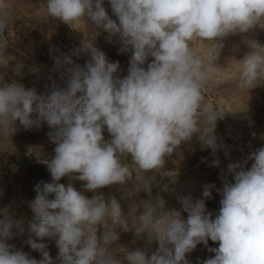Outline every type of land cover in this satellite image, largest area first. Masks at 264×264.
<instances>
[{
	"label": "clouds",
	"instance_id": "clouds-1",
	"mask_svg": "<svg viewBox=\"0 0 264 264\" xmlns=\"http://www.w3.org/2000/svg\"><path fill=\"white\" fill-rule=\"evenodd\" d=\"M109 3L111 16L104 0H43L42 7L47 17L72 28L90 21L109 41L118 37L125 46L131 45L134 55L126 76L117 75L119 62H110L103 51L84 40L71 55L51 49L63 87L53 81L39 92L16 79L0 85V142L7 152L15 151L12 137L19 126L38 127L41 120L52 130L49 137L56 145L55 155L44 161L52 182L35 185L37 195L29 205L34 215L24 241L41 259L8 243L23 236L25 228L23 220H13L3 209L0 264H189L186 254L199 244L214 253L202 264H264V146L221 168L223 187L217 191L222 199L215 216L205 204L214 184L205 185L196 200L182 198L180 211L166 210L160 196L151 198L156 176H172L165 169L166 158L194 135L201 150H218L215 129L227 111L207 102L222 47L215 41L264 27V0ZM8 23L5 0H0V42ZM246 43L251 51L239 61L236 88L248 92L264 84V44ZM6 46L0 47V66ZM82 53L91 56L84 66L72 59ZM149 57L147 68L142 67ZM22 67L15 66L17 76ZM105 132L110 139H105ZM219 164L213 161L214 167ZM134 173L135 182L121 200L141 191L149 199L133 200L127 212L115 196L106 199L98 191L114 184L126 186ZM65 176L83 181V189L92 197L72 183H59ZM182 212L188 214L187 220ZM117 229H134L137 238L155 241L158 248L149 255L146 249L112 247L119 238ZM33 237L54 241L57 257ZM209 240L219 246L208 247Z\"/></svg>",
	"mask_w": 264,
	"mask_h": 264
},
{
	"label": "bare ground",
	"instance_id": "bare-ground-1",
	"mask_svg": "<svg viewBox=\"0 0 264 264\" xmlns=\"http://www.w3.org/2000/svg\"><path fill=\"white\" fill-rule=\"evenodd\" d=\"M15 2H13V0H5L6 7H7V15L9 17V23H15L16 24L17 21L21 20L20 21L21 25L17 22L18 23L17 28L20 29L21 32H19L16 27H15V29L18 31V33H22V39L24 40V42L29 41V39H31V37L34 36V34H35V33H33L34 29L27 22L28 20L26 21V18H32L33 21L37 20V19L45 20L44 24L48 29L51 27V25H55L58 21L57 20L56 23H54L55 19L47 17L46 11L44 9H41V6L39 8L38 7L37 8L36 7H31V8L29 7L28 8L27 7L28 5L26 6L23 1H20L22 3H19V2L15 3ZM104 7L108 8V10L109 9L111 10L109 0H104ZM9 14H13V16L9 15ZM109 15L111 16L112 12H110ZM112 18L115 19L114 16H112ZM23 21H25V23ZM37 22H38V20H37ZM39 23H41V22H39ZM57 26H58V24H57ZM46 27H45V29H46ZM58 28H60V27H58ZM60 30L63 31V29H60ZM60 35H62V34H60ZM57 36H59V34ZM76 36H78L77 40L79 43V47H81L82 41L89 40L93 44V46L99 50H101L100 47H101L102 41L105 43V41L108 40L106 38L107 34L104 33L103 31L98 30L95 27V25H93L92 23H89L87 25L80 27V29L78 30V35H76ZM233 37H236L237 39L240 40L239 46H231L230 45L231 42H229V41ZM115 39H117V38H115ZM115 39H114V41H115ZM53 40H55V39H53ZM118 41H119L120 48L122 50V52H121L122 61L127 65V69L121 71V75L123 77V76H126L128 74V69L131 66V60H132V57L134 55V48L131 45L125 46L123 44V42L119 40V38H118ZM247 41H256L260 44H264V27L257 25L254 29H250L246 33H230L229 35L222 37V38H219L215 41L217 44L222 45V47L220 48V54H219V56L215 62L216 66H218L219 68L216 69V79L213 83L214 88L222 87V89H223L224 85H227V86L229 85L231 87L230 89L227 87L228 90H225L226 89L225 88L224 91L222 93H220L219 95L221 96L222 100L225 102L228 120L230 121V123L233 126L240 127L242 129L240 135H243L246 137L251 136V135L253 136V133H252L253 131L251 132L252 126L256 127V126H259L260 124L264 123V84H261V85L257 86L256 88L250 89V90H248V92L243 91V90H238L236 88V74H237L238 68H239V61L243 60L245 55L251 51L248 44L246 43ZM12 42H13V40H12ZM49 42H50V40H49ZM205 43H209V42L205 41ZM59 44H60V42H59ZM115 45L117 46V44H115ZM115 45H113V46H115ZM12 46L16 47V45H12ZM3 55L5 58L8 56V54L4 51H3ZM81 55L86 62L91 59V56L89 53H82ZM14 57H12V58H14ZM20 59H17V60L19 61ZM22 59H24V58H22ZM151 59L152 58L149 57L148 61H146L145 65H142V67L147 68V63H149L151 61ZM17 60L12 61L11 59L7 58L3 61L4 66H0V77H3V80L0 81V85H2L3 83H11V81L13 79H16L19 82L23 83L26 87H30L29 86L30 84L36 85L39 82V84H40L39 89H38L39 92H43L45 90L46 86H50L53 81H55L59 86L63 87L62 84L60 83L61 81L59 82L56 75L54 74V72H53L54 69L49 70V68H47L48 71H46L45 70L46 68H44V71L43 70H37L36 71L34 69L32 71H30V70L27 71V69H25L23 66L21 69V74L19 76H17L14 72L15 66L18 64ZM49 61H50V59H49ZM51 64L54 65V63H51ZM60 78H61V75H60ZM62 83H64V82L62 81ZM31 118L34 120L37 119V114L33 113ZM30 129L34 133L32 135H34L35 137H38V138L41 137L43 139L41 141H43L47 144L53 143L49 137V133L52 130L49 128L47 123L44 122L43 120L40 121V124L38 127L33 126ZM104 135H105V139L111 138L107 132H105ZM41 141L39 144L42 143ZM1 143H2L1 144L2 148L0 150V156H5V155H6V157H7V155H11V156H15V157L22 156V152H23L22 145L24 146L25 143H24V137L20 133L17 132L12 137V144L15 148L14 152H12V153L7 152L8 149H7L6 144L3 142H1ZM42 144H41V146H42ZM53 145H55V144H53ZM256 146H257L256 144L250 145L248 143H245V144L241 143V144L234 145L229 154H222L221 152H218L215 154V156L211 162H209L205 166L203 165L204 167H202L195 175H192V176L189 175V177L184 176V173H186V172H183V175H181L180 171L178 170V175L179 174L180 175L179 176L177 175L178 177L176 176L175 181L169 183L168 181L166 182L165 180H163L165 182L161 183L162 187L156 193V197L160 196L161 198H163V200L165 201V209L166 210L175 209V210L180 211V210H182V204H181L182 198L191 197L193 200H196V199L201 197L205 185L214 184L215 188L212 189V197L210 199H207L205 201V204H206L207 211L213 213V215L215 216L216 214L219 213V209L221 207L220 202H221L222 196L217 191V189H222V187H223V182L221 179V168H226L227 164L229 162L242 161L252 151L257 150L259 148ZM55 147H56V145L52 148H55ZM41 148H43V147H41ZM52 151H54V150H52ZM214 160H219V162H220L219 167L213 166ZM251 163L252 162L249 161L248 164L246 165V167L250 168ZM172 170H173V168H172ZM196 170H198V169H196ZM36 175H35V177H36ZM33 178L34 177H32V181H34ZM228 179L231 182H234L233 177L229 176ZM70 180L71 181H68V183H72L73 186L79 191L80 186L82 187V184H81L82 181L76 180L74 177ZM60 182H61V180H60ZM38 183H39V181H38ZM32 184H33V182H32ZM165 185L167 186L166 189H165ZM5 186H7V185H5ZM27 186H28V184H27ZM27 186H25V187H27ZM29 186H31V185L29 184ZM119 186L122 187L121 185H119ZM14 187L13 186L12 187H4L3 186L0 189V210L7 209L8 214L10 215V217L13 220H23V224L25 226V224H29V222L33 219V217L31 216L32 211H31V208L29 207L31 201L29 199V195H28V197L25 196L24 198H22L20 196L21 197L20 198L19 197L20 191L17 189L18 187L17 188H14ZM112 187H113L112 185L106 186V187H104L98 191L103 193V195L105 196L106 199L109 196H115L118 200H120L124 211L127 212L128 206L131 203V200L130 199L121 200V196L124 195L126 189L123 190V188H122L121 191L118 189L113 191ZM29 188H31V187H29ZM27 190H28V188H27ZM84 192H86V191H84ZM25 194H26V192H25ZM182 215H183L184 219L187 220L188 214L185 212H182ZM0 218H3V217L0 216ZM117 232H118L119 238L117 241H115L113 243L112 247H124L126 249L130 248L131 246L135 247L134 244L132 245V242L134 243V241H131L132 239L137 238L135 236L134 229H130L129 231H123L122 229H117ZM18 237L19 236H14L12 240L8 241V243L14 244L18 249L22 248L23 251L28 253L32 258H35L37 260L41 259V255L38 251L33 250L29 245H28L29 247H27L26 243H24V242H21V243L16 242L15 238H18ZM25 238L27 239V237H25ZM25 238H23V239H25ZM33 238L35 239L36 237H33ZM19 240H20V238H19ZM130 241H131V243L129 245ZM37 242H39L38 238H37ZM22 244H24L25 246H23ZM145 244L147 245V243H145ZM208 245H209V247H218L219 246L218 242H212L211 240H209ZM48 246H51V245H48ZM131 249H132V247H131ZM120 255L122 257V254H120ZM211 256H214V253H210L209 251H207V253H205V254H203L201 252H195V251H192V252L186 254V258L189 261V264H202L203 260H205L206 258H209ZM54 259H55V256H54ZM125 264H126V262H125Z\"/></svg>",
	"mask_w": 264,
	"mask_h": 264
},
{
	"label": "rangeland",
	"instance_id": "rangeland-1",
	"mask_svg": "<svg viewBox=\"0 0 264 264\" xmlns=\"http://www.w3.org/2000/svg\"><path fill=\"white\" fill-rule=\"evenodd\" d=\"M15 1L19 2V3H22L20 1H23L26 6L28 5L27 6L28 8L29 7L30 8L31 7H36V8L38 7L39 8L41 6V9H44L42 7L43 0H13V2H15ZM107 10H108V8H106V11ZM110 12H111V10L109 9L108 13H110ZM9 15L13 16V14H9ZM37 20H38V22H37ZM37 20L33 21L32 18H26V21L34 29L33 33H35V34H34V36L31 37V39H29V41H25V42L22 39V33H18V31L21 32L20 29L17 28L18 23L21 25V23H20L21 20L17 21L18 23L16 22V24L15 23H8V27H7V30L4 34L3 41L0 42V47H2L4 43H7L6 44L7 46L3 50L4 52H6L8 54L6 59L9 58L12 61L13 60L16 61L17 59L21 58L19 61L17 60V63L22 64L24 66V68L27 69V71L28 70L32 71L33 69L36 71L37 70H43L44 71V68H46L45 69L46 71H48L47 68H49V70L54 69L53 72L56 75L58 81L59 82L61 81L60 83L62 84V86H64V83H62L63 80L60 78L61 73L58 71H55V66H54L55 62H53L54 61L52 58L53 53L51 52V49L53 47H55V48H58L60 52L71 55L72 50L79 48V43L77 40L78 36H76V35H78V30L80 29V27L87 25L91 22L87 21V22H85V24L83 22H81L80 24L74 25L73 26L74 28H72L69 25L63 23L62 21L55 19L54 23H56V21L58 20L57 23L55 25H51V27L48 29L44 24L45 20H42V19H37ZM23 22L25 23V21H23ZM39 22H41L42 24ZM57 24H58V26H57ZM54 26L55 27L57 26V27L55 28ZM15 27L18 29V31L15 29ZM45 27H46V29H45ZM58 27H60V28H58ZM60 29H63V31ZM58 34H59V36H57ZM60 34H62V35H60ZM48 39L50 40V42ZM53 39H55V40H53ZM114 39L112 40V42L107 40L104 43L102 41V43H101L102 48L100 47V49L102 51L104 50L103 52L105 53L107 59L110 62H119L120 69L118 70L117 75H119L122 78L121 71L126 70L127 65L122 61V57H121L122 50H121L120 45H119L118 37H117V39H115V41H114ZM12 40H13V42H12ZM59 42H60V44H59ZM229 42H231V44H230L231 46H239L240 45V40L237 39L236 37H233ZM115 44H117V46ZM12 45H16V47L15 46L13 47ZM113 45H115V46H113ZM12 57H14V58H12ZM22 58H24V59H22ZM49 59H50V61H49ZM72 59L74 60L75 63H77L81 66H84L86 63V61L83 59L81 54L79 56H73ZM51 63H54V65ZM34 85L30 84L29 86L35 87L38 90L39 86H40L39 82L35 86ZM227 87L229 89L231 88L229 85L228 86L224 85L223 89H222V87H220L221 88L220 89L219 87L214 88V85H213V88L211 89V91L207 95V102L209 104H212V105H220L226 111L225 102L222 100V98L219 94L222 93L225 88H226L225 90H228ZM263 129H264V123H262L256 127L252 126L251 132L253 131L252 133L255 135L252 136L250 134L251 136H247V137L240 135L242 129L238 126H233L230 123V121L228 120L227 113H225V115L222 119H218L216 129H215V134L217 136V142L219 145L218 150L215 153H213L211 149L201 150L198 139L194 135L191 142L182 144L178 148V150L172 154L171 157L166 158L165 169L169 172H172V176H165L166 178L164 177L163 179H161V177L159 175L156 176V180L159 182H158V184L153 186L152 192H151V198L154 199L156 197V193L162 187V184H161L162 182L164 183L165 181L166 182L168 181L169 183H171V182L176 180V176L178 175V170L180 171L181 175H183V172H186L187 174L184 173V176L189 177V175L190 176L195 175L202 167H204L206 164L211 162L216 153L221 152L222 154H229L232 147L236 144H241V143L242 144L248 143L250 145L256 144L257 145L256 147H259V148L261 146H264V139L261 138L262 136H264V130ZM17 132L20 133L21 135H23V137H24L25 145L24 146L22 145V150H23L22 156H20V157H15V156H11V155H7V157H6V155L0 156V189L3 186L4 187H12V186L14 187L15 186L14 188L18 187L17 189L20 191L19 197L21 196L22 198H24L25 196L28 197V195H29L30 201H33L35 199L34 197H36V195H37V193L35 191V185L38 183V181L39 182H49V183L52 182V177H51L50 172L47 168V165L44 161L50 160L55 155L54 151H52L55 149V148H52L55 145H53L54 143L47 144V143L41 141V140H43L41 137L40 138L35 137L34 135H32L34 133L31 129H29V130L25 129V128H23V126H19V130ZM40 141L43 143V144L41 143L42 146H41V144H39ZM1 144L2 143L0 142V150L2 148ZM41 147H43V148H41ZM127 160L130 162L131 158L128 157ZM172 168H173V170H172ZM196 169H198V170H196ZM34 174L35 175L37 174L36 177ZM32 177H34L33 178L34 181H32ZM72 178H70L69 176L62 177L61 182L59 181V183H62V184L65 183V185L67 186L68 181H71L70 179H72ZM163 180H165V181H163ZM32 182H33V184H32ZM82 182H81V184L83 186L84 182L83 183ZM134 182H135V173L133 174V180L128 181L126 186L120 187L119 184L112 185L113 191L117 190V189L121 191L122 188H123V190L130 189ZM27 184H28V186H27ZM29 184L31 186H29ZM5 185H7V186H5ZM25 186H27V187H25ZM29 187H31V188H29ZM27 188H28V190H27ZM82 188L83 187L80 186L79 191H81L86 197L91 198L93 193L92 192L90 193V191L84 192L85 190ZM25 192H26V194H25ZM50 198H52V197H50ZM145 199H149V195L143 191H141L138 195L130 198L131 202L133 200H145ZM33 215L34 214L31 212L32 217H33ZM24 228H25V234L23 236H19L18 238H15L16 242H18V243L24 242L26 240L25 237H28L29 224H25ZM19 238L21 241L19 240ZM23 238H25V239H23ZM35 239L37 240V238H35ZM131 241H134V243L132 242V245L134 244L135 247L131 246L132 249H131V247L127 248V250H129V251L135 250L136 248L146 249L150 255L152 252L156 251L158 248L157 242L153 241V242L149 243L144 238H138V239L136 238V239H132ZM131 241L129 242V245H130ZM39 242H44L47 245H51V246H48V248H49L48 251L53 258H54V256H55V258L57 257L58 249H57L54 241H50V240H48V238H44L43 241L39 240ZM145 243H147V245ZM22 245L25 246L24 244H22ZM27 247H29V246L27 245ZM208 247H209V245H208ZM193 251L201 252V253L205 254V253H207L208 250H207L206 246H204L203 244H199V245H197L196 249Z\"/></svg>",
	"mask_w": 264,
	"mask_h": 264
}]
</instances>
